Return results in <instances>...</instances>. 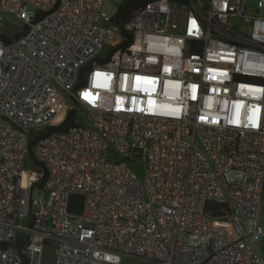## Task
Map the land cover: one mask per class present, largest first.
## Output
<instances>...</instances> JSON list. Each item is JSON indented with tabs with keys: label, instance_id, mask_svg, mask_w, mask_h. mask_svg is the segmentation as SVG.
Returning a JSON list of instances; mask_svg holds the SVG:
<instances>
[{
	"label": "built area",
	"instance_id": "1",
	"mask_svg": "<svg viewBox=\"0 0 264 264\" xmlns=\"http://www.w3.org/2000/svg\"><path fill=\"white\" fill-rule=\"evenodd\" d=\"M106 1L0 0V264H264V0Z\"/></svg>",
	"mask_w": 264,
	"mask_h": 264
},
{
	"label": "rangeland",
	"instance_id": "2",
	"mask_svg": "<svg viewBox=\"0 0 264 264\" xmlns=\"http://www.w3.org/2000/svg\"><path fill=\"white\" fill-rule=\"evenodd\" d=\"M250 1L252 5L249 8V12L252 13L256 6L257 0H250ZM123 2L124 0H107L104 4V9L110 15H114L118 7L121 6ZM3 18L4 20L0 21V34L2 33V34H6L9 37H13L14 31L21 30L24 27V22L14 14L3 13ZM110 53H111V49L107 47L101 52V55L108 57ZM81 95L85 96L84 94H81ZM78 119L85 124L88 123V118L86 116V113L82 109L78 111ZM61 123H62V115L59 114L53 120L52 125L58 126ZM31 167L32 166H29L28 168L30 169ZM132 168L134 172L137 174L139 180H141L143 183L146 182L147 174H148L146 158L144 156L138 157V159L132 164ZM33 195L35 198L39 197V190H35ZM27 222L28 220L25 221V224H28ZM261 222L264 227V198H263V203H262V208H261ZM256 252L259 255H264V234L261 236L260 240L257 242ZM43 260L44 262H48L49 264H54V260H55V247L54 246L46 247L44 249ZM125 261L133 263V264H149L146 261H143L135 257H127Z\"/></svg>",
	"mask_w": 264,
	"mask_h": 264
},
{
	"label": "trees",
	"instance_id": "3",
	"mask_svg": "<svg viewBox=\"0 0 264 264\" xmlns=\"http://www.w3.org/2000/svg\"><path fill=\"white\" fill-rule=\"evenodd\" d=\"M143 0H124L121 6H119L116 18L118 20V25L123 29V26L126 24V22L129 20L130 15L133 11V9L137 6L138 3L142 2ZM173 1H178L181 2L182 0H173ZM4 39L10 40L6 35H0ZM18 36V35H17ZM130 37L129 35H127ZM131 40V39H130ZM89 69V66L84 67L79 75V83L76 86V91H81L86 87V71ZM78 117V110L76 108L70 110L67 114V117L65 120L58 126H50L48 127L47 132L51 131H65L70 129V127L76 125V118ZM46 132H44L45 134ZM40 136V135H39ZM32 161L33 165L37 168L40 169H45L44 165L40 163L34 154H32ZM44 180L43 178L40 182L36 184V188H41L44 185ZM74 211L79 212L81 209L83 197L81 195H76L74 197Z\"/></svg>",
	"mask_w": 264,
	"mask_h": 264
},
{
	"label": "bare ground",
	"instance_id": "4",
	"mask_svg": "<svg viewBox=\"0 0 264 264\" xmlns=\"http://www.w3.org/2000/svg\"><path fill=\"white\" fill-rule=\"evenodd\" d=\"M27 176H28V174H27V173H25V180H24V181H26V179H27Z\"/></svg>",
	"mask_w": 264,
	"mask_h": 264
},
{
	"label": "water",
	"instance_id": "5",
	"mask_svg": "<svg viewBox=\"0 0 264 264\" xmlns=\"http://www.w3.org/2000/svg\"><path fill=\"white\" fill-rule=\"evenodd\" d=\"M115 22H118L117 18H115Z\"/></svg>",
	"mask_w": 264,
	"mask_h": 264
}]
</instances>
